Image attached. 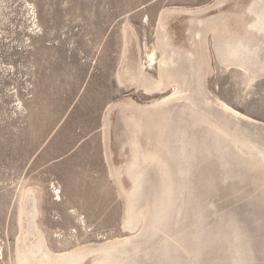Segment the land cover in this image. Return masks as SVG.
<instances>
[{"label":"rangeland","instance_id":"rangeland-1","mask_svg":"<svg viewBox=\"0 0 264 264\" xmlns=\"http://www.w3.org/2000/svg\"><path fill=\"white\" fill-rule=\"evenodd\" d=\"M263 5L0 0V264H264Z\"/></svg>","mask_w":264,"mask_h":264},{"label":"bare ground","instance_id":"bare-ground-1","mask_svg":"<svg viewBox=\"0 0 264 264\" xmlns=\"http://www.w3.org/2000/svg\"><path fill=\"white\" fill-rule=\"evenodd\" d=\"M264 6V5H263ZM264 12V11H263ZM260 14V13H259ZM255 29V28H254ZM167 38V37H166ZM219 49V48H218ZM182 50V49H181ZM180 51V50H179ZM196 56V55H195ZM169 57V56H168ZM197 57V56H196ZM223 57V56H222ZM231 57V56H230ZM224 58V57H223ZM220 59V58H219ZM225 59H227V58H225ZM232 59V58H231ZM166 60H168V59H166ZM229 60V59H228ZM168 62H170V61H168ZM173 62V61H172ZM203 62V61H202ZM226 62V61H225ZM236 62V61H235ZM162 63V61L160 62V64ZM176 63V62H175ZM167 64V62L164 64V65H166ZM172 64V63H171ZM202 64V63H201ZM236 65V64H235ZM162 66H163V64H162ZM169 65H167V67H168ZM166 68V67H165ZM198 68V67H197ZM137 71V70H136ZM162 71V70H161ZM163 72V71H162ZM166 72V71H165ZM138 74V73H137ZM165 74V73H164ZM201 74V73H200ZM255 77V76H254ZM168 100V99H167ZM166 100V101H167ZM170 100V99H169ZM169 102V101H168ZM162 103V102H161ZM223 104V103H222ZM156 105V104H155ZM154 105V106H155ZM165 106V105H164ZM161 108V107H160ZM156 110V109H155ZM158 110V109H157ZM150 112V111H149ZM156 123V122H155ZM160 123V122H159ZM166 123V122H165ZM156 125H158V124H156ZM155 125V126H156ZM156 127H158V126H156ZM161 130V129H160ZM160 133V132H159ZM138 165V164H137ZM136 165V166H137ZM140 166H142V164L140 165ZM135 167V166H134ZM139 169V168H138ZM137 170V169H136ZM144 170V169H143ZM141 171V170H140ZM133 172V171H132ZM144 172V171H143ZM137 174H139L138 173V171L136 172ZM142 174V173H141ZM144 174V173H143ZM142 176V175H141ZM140 177V176H139ZM143 177V176H142ZM141 178V177H140ZM135 179V178H134ZM143 180V179H142ZM142 180H139V179H135V190L134 191H132L133 192V195H129L130 197H131V199L132 198H134L136 195H141L140 193H141V190H142V188H141V186H142V184H143V181ZM134 184V183H133ZM134 187V186H133ZM134 189V188H133ZM137 197V196H136ZM138 198H140V196H138ZM142 198V197H141ZM133 200V199H132ZM134 201H137L136 200V198L132 201V202H134ZM140 201V200H139ZM137 203V202H136ZM130 204V203H129ZM131 206H133V205H131ZM131 206H129V207H131ZM134 207V206H133ZM132 207V208H133ZM135 208H137V207H135ZM130 209V208H129ZM132 210V209H131ZM132 212V211H131ZM128 213H129V211H128ZM133 213V212H132ZM134 213H136L137 214V211L135 212L134 211ZM135 214V215H136ZM130 215V214H129ZM130 218V217H129ZM132 218H134L133 216H132ZM135 219H137V218H135ZM132 221H133V219H132ZM135 222H136V220H135ZM135 224V223H134ZM27 248V247H26ZM36 254V253H35ZM34 254V255H35ZM52 257V256H51ZM110 257V256H109ZM48 259H49V257H48ZM110 259V258H109ZM25 260V259H24ZM29 261H31L30 260V258H29ZM107 262V261H106ZM105 262V264H107ZM112 262V261H111ZM114 262H115V260H114ZM24 263V262H23ZM28 263V262H27ZM32 263V262H31ZM39 263H41V262H39ZM109 263V262H108ZM48 264H78V262H77V260H75L73 257L71 258V257H65V256H62V257H53V258H51V262L50 263H48Z\"/></svg>","mask_w":264,"mask_h":264}]
</instances>
